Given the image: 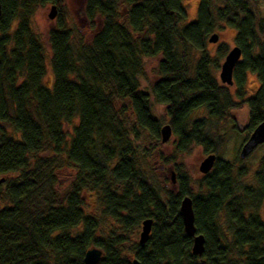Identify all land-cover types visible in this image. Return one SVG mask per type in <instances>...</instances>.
<instances>
[{"label": "trees", "instance_id": "obj_1", "mask_svg": "<svg viewBox=\"0 0 264 264\" xmlns=\"http://www.w3.org/2000/svg\"><path fill=\"white\" fill-rule=\"evenodd\" d=\"M61 2L1 0L0 175L8 178L0 179V264H85L91 248L103 252L98 264L135 258L141 264H264V160L256 185L248 186V169L219 158L226 141L221 129L235 113L246 111V140L264 123L260 0H199L197 19L188 24L183 0H85L88 22L102 19L86 45L73 41ZM48 3L59 15L49 32L51 85L44 83L45 49L32 29L37 8ZM226 28L236 31L241 51L233 73L239 101L215 76L228 46L219 45L216 56L207 48L210 36ZM159 57L158 79L145 88L144 60ZM247 73L260 83L248 98ZM154 105L164 106L177 139L164 158L175 166V192L161 185L150 163L162 126ZM193 145L216 156L197 191L177 164ZM236 161H242L239 152ZM65 164L76 175L62 188L58 171ZM91 193L112 222L105 235H98L102 221L85 212ZM185 197L192 200L196 234L205 239L201 256L192 253L193 237L184 230ZM146 219L153 220L150 238L144 247L135 243L129 259L124 247Z\"/></svg>", "mask_w": 264, "mask_h": 264}, {"label": "rangeland", "instance_id": "obj_2", "mask_svg": "<svg viewBox=\"0 0 264 264\" xmlns=\"http://www.w3.org/2000/svg\"><path fill=\"white\" fill-rule=\"evenodd\" d=\"M84 4L85 0H62L61 9L63 12L66 27L71 31L73 41L83 42L86 45L90 44L95 35L98 33L102 24V19L100 17H97V19L95 20V24H90L84 14ZM183 4L187 11V18L185 20V23L188 24L195 21L197 19L199 0H183ZM52 7L53 4L51 3L39 6L32 18V29L34 33H36L40 38V41L45 49L47 60V74L44 78V83L46 85H51L53 83V72L51 68L52 49L49 42V32L52 29H56L59 24L58 11L57 16L54 20H51L48 17ZM260 7L262 15L264 17V0H260ZM217 35L219 36L218 41L216 43H209L207 46L212 56H216V50L221 44H226L228 46V51L236 47V31L234 29L226 28L222 32H218ZM159 61L160 57L147 58L144 60V77L141 80L143 87L147 88L158 79L156 71ZM223 62L224 58L220 60L219 68L215 72V76L219 82H221L219 75ZM259 85L260 83L257 76L253 73H247L244 83L246 98L253 96L257 92ZM227 87L229 88V92L231 93L234 101H239L236 95V86L233 85ZM153 114L157 119L162 121V126L169 124L164 106L154 105ZM194 115L200 116L202 114L199 112ZM233 118L234 121H229L221 129V133L225 134L226 141L223 150L219 154V158L228 162H234L237 167L243 166L248 169V175L243 179V183L248 186H255L256 173L258 169L262 167L261 164L264 160V144L258 146L246 159L242 160L241 162H237L236 157L238 156V152L246 141V111L235 113L233 115ZM73 123H77V120H75ZM234 126L236 128H234ZM71 129L72 127L70 125L66 123L64 124V130L66 132L71 133ZM159 141L160 144L153 152L150 163L161 185L175 192L177 190V186L176 183H172V174L175 175L176 180L175 166L166 164L164 162V158L169 157L173 154L177 139L172 134L170 140H168L166 143L161 142V136L159 138ZM207 156L208 155L204 153L203 148L197 145H193L188 152H185L178 156L177 164L181 166V170H183L190 176L193 183L192 188L194 189V191H197L196 182L200 180L204 175L199 171V166ZM42 157H52V155L42 154ZM75 175L76 171L72 166L66 165L62 167L58 171L60 186L62 188L66 187L74 179ZM3 178H8V176L0 175V179ZM85 212L87 213V215L93 216L96 219L102 221V227L98 235L100 236L107 234V232L112 227V222L102 217L101 206L96 198V194L91 193L85 196ZM260 214L264 221V204L262 206ZM140 232L141 229H139L137 233L131 235L124 247V254L129 259L134 258L133 254L130 253V249L135 243L139 242Z\"/></svg>", "mask_w": 264, "mask_h": 264}, {"label": "water", "instance_id": "obj_3", "mask_svg": "<svg viewBox=\"0 0 264 264\" xmlns=\"http://www.w3.org/2000/svg\"><path fill=\"white\" fill-rule=\"evenodd\" d=\"M0 13H1V0H0ZM57 16V8L53 5L51 11L48 15L49 19L54 20ZM219 39L217 34H213L209 38V43H216ZM241 58V51L238 47H234L232 50L228 52L226 57L224 58V62L221 65L220 69V81L222 84L227 86H232L234 84L233 81V73L234 69ZM161 134V142L166 143L170 140L172 136V128L169 124H166L160 129ZM264 144V123H261L257 126L254 131L250 134L248 139L242 145L239 151L240 160L246 159L258 146ZM216 162L215 155H208L200 164L199 171L206 175L208 174L214 167ZM172 183L175 184V175L172 174ZM180 213L182 216V221L184 225L185 233L193 237V246L192 253L196 256H201L204 252V244L205 239L203 235L196 234V228L194 225V211L192 207V200L190 197H185L181 201L180 205ZM153 220L146 219L142 222L141 232L139 237V245L144 247L150 238V234L152 231ZM103 252L98 248L89 249L84 257L85 264H98L102 259ZM131 264H141L138 259H133Z\"/></svg>", "mask_w": 264, "mask_h": 264}]
</instances>
